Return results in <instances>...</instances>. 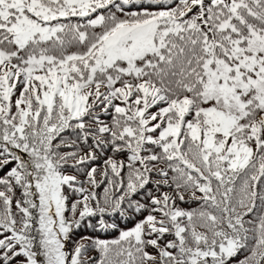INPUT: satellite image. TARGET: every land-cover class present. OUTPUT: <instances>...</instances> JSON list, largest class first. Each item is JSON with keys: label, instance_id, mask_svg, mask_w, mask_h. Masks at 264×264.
Segmentation results:
<instances>
[{"label": "snow or ice", "instance_id": "obj_1", "mask_svg": "<svg viewBox=\"0 0 264 264\" xmlns=\"http://www.w3.org/2000/svg\"><path fill=\"white\" fill-rule=\"evenodd\" d=\"M0 264H264V0H0Z\"/></svg>", "mask_w": 264, "mask_h": 264}, {"label": "trees", "instance_id": "obj_2", "mask_svg": "<svg viewBox=\"0 0 264 264\" xmlns=\"http://www.w3.org/2000/svg\"><path fill=\"white\" fill-rule=\"evenodd\" d=\"M129 226H131V225H129Z\"/></svg>", "mask_w": 264, "mask_h": 264}]
</instances>
